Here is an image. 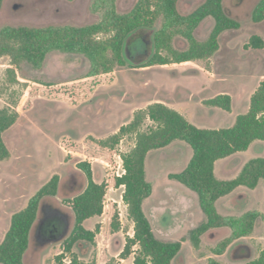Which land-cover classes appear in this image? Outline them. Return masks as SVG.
Here are the masks:
<instances>
[{"label": "rangeland", "instance_id": "obj_1", "mask_svg": "<svg viewBox=\"0 0 264 264\" xmlns=\"http://www.w3.org/2000/svg\"><path fill=\"white\" fill-rule=\"evenodd\" d=\"M139 0H117L119 13H128ZM206 0H180L179 11L188 15ZM95 0H5L0 9V30L6 26H87L101 20V14L93 9ZM260 0H224L227 14L241 24L238 30L225 32L220 38V51L207 61H191L177 68L159 65L146 69L136 66L149 60L153 54L151 32H140L129 42L128 65L117 67V82L98 88L94 97L83 100L77 108L65 101H52L29 95L23 84L6 82L9 57L0 59V110L12 106L19 114L18 123L4 134L11 157L0 162V213L6 210V198L30 200L54 175L61 178L60 190L54 199L62 208L45 207L52 214L66 217L69 228L64 232V222L51 217L48 225L55 224L60 236L47 254L43 264H53V256L63 251L62 242L70 235L74 218L67 200L80 194L86 187L84 175L77 164L85 160L80 153L68 155L60 145L63 136H70L79 143L93 136L106 139L133 120L134 113L150 103L166 102L181 113L193 125L203 129H222L234 125L237 116L248 112L250 100L264 78V49H247L252 36L264 40V22L255 23L252 14ZM213 20L206 19L196 30L195 37L204 41L213 29ZM160 26V21L157 27ZM143 38L144 44L133 43ZM178 50H186L188 43L182 38L174 41ZM91 68L90 61L82 55L54 52L48 55L41 69L24 64L22 82L41 80L62 83L85 76ZM221 93L233 97L231 112L212 109L205 101ZM214 110V111H212ZM150 123H146L145 128ZM135 146L134 137H125L114 153V166L94 160L93 172L97 182L109 180L123 173L121 153ZM193 156L192 148L178 141L169 147L152 151L146 161L147 178L153 185V193L144 203V211L150 220L156 237L163 241L181 242L182 253L173 264H206L216 258L223 264H242L258 257L264 250V183L250 190L240 187L229 197L218 202V211L224 216H241L248 211H259L263 218L254 233L233 243L222 256L213 249L231 235L227 228L213 229L202 237L196 249L191 240L193 229L206 221L197 194L171 178L182 172ZM264 158V141L254 142L246 152L222 159L216 164V176L221 180L234 179L251 159ZM124 189H111L106 196L119 207L122 230L107 240L96 238L97 247L79 244L74 252L86 261L103 262L122 252L126 236H133V223L122 201ZM22 206H16L18 211ZM108 207H106V212ZM106 213L100 217L106 220ZM97 218L85 224L94 227ZM3 227V223L0 224ZM102 236V237H101ZM55 258V257H54ZM69 261V258L67 259ZM29 264L34 262L29 261ZM37 264V263H36ZM99 264V263H98Z\"/></svg>", "mask_w": 264, "mask_h": 264}, {"label": "trees", "instance_id": "obj_2", "mask_svg": "<svg viewBox=\"0 0 264 264\" xmlns=\"http://www.w3.org/2000/svg\"><path fill=\"white\" fill-rule=\"evenodd\" d=\"M5 0H0V9ZM180 0H139L128 13H119L117 0H95L93 9L101 14V20L87 26H6L0 30V59L9 57L6 82L8 85L23 84L25 91L33 97H44L52 101H65L77 108L83 100L94 97L99 87L117 82L116 68L128 64L129 42L140 32H151L152 57L137 65L138 69L152 66L177 68L191 61H207L220 50V37L227 31L241 28L240 22L231 18L224 7V0H206L192 13L179 11ZM211 18L213 29L204 41L195 37L196 30ZM252 20L264 22V0L255 7ZM160 21V26L157 23ZM187 41L186 50H178L174 41ZM144 44L143 38L133 45ZM247 49H264V40L257 35L250 38ZM82 55L90 63V71L72 81L56 83L41 80L22 82L24 64L41 69L51 53ZM208 107L232 111V97L220 94L206 100ZM20 119L12 106L0 110V162L11 157L4 141V134ZM150 123L145 128L146 123ZM125 137H134L135 146L119 154L123 173L108 181L97 183L94 179L92 161L101 160L114 166V153ZM187 143L193 156L187 167L171 178L181 183L199 198L200 208L206 216L190 233V240L199 249L202 237L213 229L227 228L231 235L213 249L222 256L236 241L250 237L263 215L256 210L241 216H224L219 213L217 203L233 194L240 187L256 189L264 183V158L249 160L240 173L231 180L216 176V163L235 154L246 152L256 141H264V78L251 96L248 112L237 116L234 125L222 129H203L190 123L178 111L162 102L149 104L134 113L133 120L123 125L117 133L106 139L87 137L79 143L70 136H63L60 145L68 155L80 153L85 160L77 169L86 179L85 189L71 200H67L74 226L70 235L62 242L63 251L54 258V264H98L95 259L86 261L74 249L79 244L97 247L96 238L103 235L107 240L122 230L119 207L106 196L111 189L124 187L122 201L133 223V236H126L125 246L118 258L105 264H120L121 260L134 256V264H173L182 253L181 242L163 241L156 237L153 226L144 211L145 201L153 193V185L147 178L146 161L152 151L165 149L175 142ZM61 185L59 175H54L30 200L27 207L12 216L11 225L0 243V264H29L31 234L42 210L50 205L61 213L55 204ZM50 204V205H49ZM106 207L108 211L106 212ZM63 213V212H62ZM106 220L94 230L85 228V221L102 217ZM55 226V224H53ZM69 258V261L67 259ZM206 264H223L210 258ZM242 264H264V250L258 257Z\"/></svg>", "mask_w": 264, "mask_h": 264}, {"label": "crops", "instance_id": "obj_3", "mask_svg": "<svg viewBox=\"0 0 264 264\" xmlns=\"http://www.w3.org/2000/svg\"><path fill=\"white\" fill-rule=\"evenodd\" d=\"M221 38V37H220ZM221 47V46H220ZM220 51V50H219ZM218 51V52H219ZM217 52V53H218ZM216 53V54H217ZM215 54V55H216ZM214 55V56H215ZM221 94H228V93H221ZM230 95V94H228ZM231 96V95H230ZM232 97V96H231ZM164 104H166L167 106H172V105H169L167 104L166 102H163ZM151 104V103H150ZM232 107H233V97H232ZM171 108V107H170ZM212 109H215V110H218L219 108H213V107H210ZM222 110V109H221ZM214 111V110H212ZM18 123V122H17ZM232 157V156H231ZM95 162L92 163V169H93V165H94ZM217 164V163H216ZM94 174V172H93ZM94 179H95V175H94ZM95 181L97 182V180L95 179ZM108 181V180H106ZM104 182V181H102ZM102 182H97V183H102ZM120 189H124V187H121ZM116 190V189H115ZM119 190V189H117ZM124 191V190H123ZM232 195V194H231ZM229 197V196H227ZM224 199V198H222ZM222 199H220L219 201H221ZM114 201V200H113ZM218 201V202H219ZM29 203V200L26 201L25 198H15V196H9L8 198H6V210L4 213H0V224L3 223V227L1 228L0 227V243L4 240V237L6 235V233L8 232L9 228H10V225H11V219H12V216L25 209L27 207ZM220 203V202H219ZM15 205L16 206H22V208L18 211H13V209L15 208ZM218 205V203H217ZM218 207V206H217ZM62 213V212H61ZM41 215V214H40ZM40 218V217H39ZM96 221L94 222V227L88 229L86 228L85 224L87 222H89L90 220L92 219H95V218H92V219H89L87 221H85L84 223V226L86 229L88 230H94L96 225L97 224H100L101 223V220H99L100 218L99 217H96ZM102 237V236H101ZM132 237V236H131ZM57 239L56 240H53V241H49V242H45V243H42V242H39L37 239H36V236H35V228L34 230L32 231V234H31V240H30V249H29V252H28V256H27V259H28V262L29 261H32L34 262V264H43L44 262V258H45V254H47V252L50 251V249L53 247L52 245H54L56 243ZM58 253L54 254L53 256V264H54V257L57 256ZM120 254L116 255V256H110V258H107L106 260H104L103 262H99V264H105L106 262H108L109 260H111L112 258H118ZM120 264H134V256H131L129 259H126V260H121L120 261Z\"/></svg>", "mask_w": 264, "mask_h": 264}, {"label": "flooded vegetation", "instance_id": "obj_4", "mask_svg": "<svg viewBox=\"0 0 264 264\" xmlns=\"http://www.w3.org/2000/svg\"><path fill=\"white\" fill-rule=\"evenodd\" d=\"M51 217H57L61 219V222L65 223L64 232L66 231V229L69 228L68 220L66 219L65 216L59 215L57 213L52 214L51 212L47 211L46 208H44L35 226V236L39 242H42V243L49 242L54 235L57 234V236H60L63 234L61 232L60 233L58 232V229L56 228V226L48 225V220Z\"/></svg>", "mask_w": 264, "mask_h": 264}]
</instances>
